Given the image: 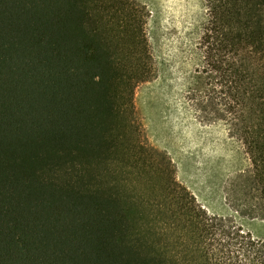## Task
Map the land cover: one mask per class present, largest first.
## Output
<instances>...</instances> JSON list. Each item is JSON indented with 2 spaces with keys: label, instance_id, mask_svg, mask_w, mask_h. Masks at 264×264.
<instances>
[{
  "label": "trees",
  "instance_id": "trees-1",
  "mask_svg": "<svg viewBox=\"0 0 264 264\" xmlns=\"http://www.w3.org/2000/svg\"><path fill=\"white\" fill-rule=\"evenodd\" d=\"M204 1L187 98L244 145L264 202V0ZM148 9L0 0V264H264V240L128 135L157 75Z\"/></svg>",
  "mask_w": 264,
  "mask_h": 264
},
{
  "label": "rangeland",
  "instance_id": "rangeland-1",
  "mask_svg": "<svg viewBox=\"0 0 264 264\" xmlns=\"http://www.w3.org/2000/svg\"><path fill=\"white\" fill-rule=\"evenodd\" d=\"M139 1L150 11L146 29L157 75L136 90L128 135L167 153L177 180L210 214L236 216L264 240V202L250 155L223 123L204 122L187 98L205 1Z\"/></svg>",
  "mask_w": 264,
  "mask_h": 264
}]
</instances>
